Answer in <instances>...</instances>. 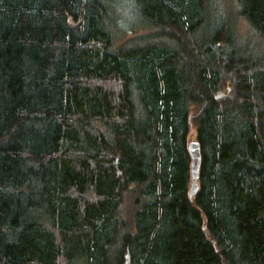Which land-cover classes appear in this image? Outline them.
I'll return each instance as SVG.
<instances>
[{
  "label": "trees",
  "instance_id": "obj_1",
  "mask_svg": "<svg viewBox=\"0 0 264 264\" xmlns=\"http://www.w3.org/2000/svg\"><path fill=\"white\" fill-rule=\"evenodd\" d=\"M0 264H264V0H0Z\"/></svg>",
  "mask_w": 264,
  "mask_h": 264
},
{
  "label": "water",
  "instance_id": "obj_2",
  "mask_svg": "<svg viewBox=\"0 0 264 264\" xmlns=\"http://www.w3.org/2000/svg\"><path fill=\"white\" fill-rule=\"evenodd\" d=\"M188 149L192 158V163H191L192 185L190 189V195L193 196L197 193L199 189V175H200V165L202 159L201 146L199 141L198 140L189 141Z\"/></svg>",
  "mask_w": 264,
  "mask_h": 264
},
{
  "label": "rangeland",
  "instance_id": "obj_3",
  "mask_svg": "<svg viewBox=\"0 0 264 264\" xmlns=\"http://www.w3.org/2000/svg\"><path fill=\"white\" fill-rule=\"evenodd\" d=\"M126 6H129V5H126ZM133 6L132 7H127L124 10H128V8H131V10H133ZM120 11H122V10H120ZM136 13H137L136 11L133 12V16H131L130 12H127V18L129 17V20L133 24L132 26H129L127 24V22L124 20V18L121 19L122 20L121 23L125 26V34L122 35V38H121L122 40L128 39V38H130L132 36H135V35H139L142 32V29L137 26L140 23V19L137 16ZM134 24H136V26ZM239 32H242V31H239ZM259 48H262V47L259 46ZM247 53H250V51L248 50ZM196 109H197L196 106H194V105L191 106V112L192 113L196 114ZM194 139H195V137L191 136L190 140H194Z\"/></svg>",
  "mask_w": 264,
  "mask_h": 264
}]
</instances>
